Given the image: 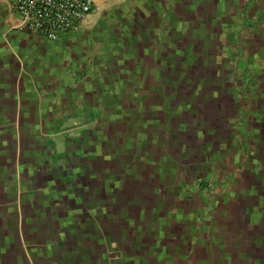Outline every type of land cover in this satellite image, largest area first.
Instances as JSON below:
<instances>
[{
    "label": "crops",
    "instance_id": "0c3cea01",
    "mask_svg": "<svg viewBox=\"0 0 264 264\" xmlns=\"http://www.w3.org/2000/svg\"><path fill=\"white\" fill-rule=\"evenodd\" d=\"M153 69L161 89L137 86ZM98 88L114 90L109 108ZM68 120L82 129L65 134ZM214 156L218 179L236 160L252 170L209 204L183 198ZM256 212L264 0H94L60 44L19 30L0 0V264H264Z\"/></svg>",
    "mask_w": 264,
    "mask_h": 264
},
{
    "label": "built area",
    "instance_id": "2783aa9c",
    "mask_svg": "<svg viewBox=\"0 0 264 264\" xmlns=\"http://www.w3.org/2000/svg\"><path fill=\"white\" fill-rule=\"evenodd\" d=\"M18 29L41 42L62 43L79 32L94 10V0H9Z\"/></svg>",
    "mask_w": 264,
    "mask_h": 264
},
{
    "label": "rangeland",
    "instance_id": "374dc122",
    "mask_svg": "<svg viewBox=\"0 0 264 264\" xmlns=\"http://www.w3.org/2000/svg\"><path fill=\"white\" fill-rule=\"evenodd\" d=\"M162 15L163 20L165 19H170V11L169 10H163L162 13H160ZM234 36L235 33L233 34ZM230 42L234 41V37H230ZM179 65H184L183 63H180ZM227 65L229 66V69L233 71V75L235 74V70L238 71L239 73L241 72V67H237L235 66V64H232L230 60H228ZM147 74L143 75V78L139 80L137 86H142L145 84L146 78L149 76H152L154 78V81H156V83H160V87L159 89H161V85L163 83H161V75L160 72H156L154 69L151 70L148 74V72H146ZM158 78V80H157ZM235 80V77H232ZM138 81V80H137ZM136 81V82H137ZM248 83L245 85L250 89V80H247ZM70 85H73V81L70 82ZM242 87H237L236 89H239ZM220 91V86L219 88H217ZM86 93V91H84V94ZM114 90H109L107 88L101 89L98 88V96L101 97V103L104 107L109 108L110 107V103H111V99L114 98L112 97L114 95ZM112 95V96H111ZM107 100V101H106ZM117 102V101H116ZM170 102L171 101H164V107L166 110V114L168 117V121L170 120V116L172 114V108L170 106ZM108 103V104H107ZM104 107H102V110H104ZM102 116V114L100 115V117ZM95 121H93L92 119V123L94 125H97V122L99 121L98 118H94ZM81 124H76L75 122L72 123L71 120H68L64 123V127H65V131H63L65 134L68 133V131L71 132L70 127L72 128V130L74 132L77 133V131L81 130ZM203 125V123H202ZM64 133H62V135H64ZM222 159V158H221ZM221 159H219L218 157L214 156L212 157V159L207 160V165L208 167L206 169H203L201 171H196L192 177H188L185 178L184 182L186 183L180 190V195L184 198H190V197H199L200 200L205 203V204H209L212 202V200H214V191L215 189L219 186V187H224L225 185H227L228 181L234 178V174L231 175L232 173H237L239 171L244 172V173H250L252 168L250 167V164L243 165L241 162H244V159H240L239 161H233V162H239V166H232L231 167V171L233 172H223L221 171V173H223V177L218 179V174H220V171H217L220 167V162ZM230 165V164H229ZM234 165V164H233ZM236 165V164H235ZM243 165V166H242ZM208 171V172H207ZM205 172V173H204ZM207 172V173H206ZM182 174V171L180 172ZM216 200V199H215ZM93 209L89 210V212H92ZM210 213V212H209ZM258 215H260V217H264V212H256ZM92 214V213H91ZM103 256L105 259L113 261V260H118L119 258V253L118 251L114 248V246L112 244L106 243L105 246V251L103 253Z\"/></svg>",
    "mask_w": 264,
    "mask_h": 264
}]
</instances>
